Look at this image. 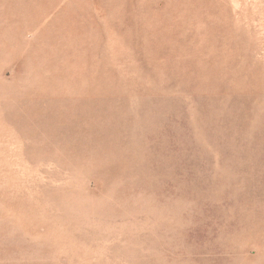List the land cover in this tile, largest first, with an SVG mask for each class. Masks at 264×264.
<instances>
[{
    "label": "rangeland",
    "instance_id": "obj_1",
    "mask_svg": "<svg viewBox=\"0 0 264 264\" xmlns=\"http://www.w3.org/2000/svg\"><path fill=\"white\" fill-rule=\"evenodd\" d=\"M0 264H264V0H0Z\"/></svg>",
    "mask_w": 264,
    "mask_h": 264
}]
</instances>
